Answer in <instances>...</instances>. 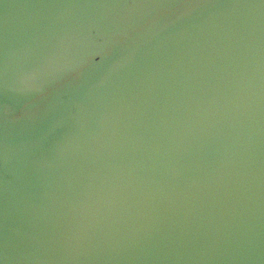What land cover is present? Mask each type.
Returning a JSON list of instances; mask_svg holds the SVG:
<instances>
[{"label":"water","instance_id":"obj_1","mask_svg":"<svg viewBox=\"0 0 264 264\" xmlns=\"http://www.w3.org/2000/svg\"><path fill=\"white\" fill-rule=\"evenodd\" d=\"M0 264H264V0H0Z\"/></svg>","mask_w":264,"mask_h":264}]
</instances>
